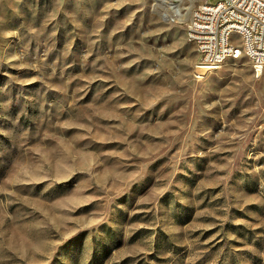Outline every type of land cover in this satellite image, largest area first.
I'll return each instance as SVG.
<instances>
[{"label": "rangeland", "instance_id": "374dc122", "mask_svg": "<svg viewBox=\"0 0 264 264\" xmlns=\"http://www.w3.org/2000/svg\"><path fill=\"white\" fill-rule=\"evenodd\" d=\"M171 1L0 0V264H264V72Z\"/></svg>", "mask_w": 264, "mask_h": 264}, {"label": "built area", "instance_id": "2783aa9c", "mask_svg": "<svg viewBox=\"0 0 264 264\" xmlns=\"http://www.w3.org/2000/svg\"><path fill=\"white\" fill-rule=\"evenodd\" d=\"M196 3L185 31L186 40L196 48L193 77L202 80L219 69L218 57H246L253 75L264 72V0H194ZM248 22L247 30L240 23ZM236 35L239 45L230 40Z\"/></svg>", "mask_w": 264, "mask_h": 264}, {"label": "bare ground", "instance_id": "6f19581e", "mask_svg": "<svg viewBox=\"0 0 264 264\" xmlns=\"http://www.w3.org/2000/svg\"><path fill=\"white\" fill-rule=\"evenodd\" d=\"M179 2H181V0H172L171 3H167L166 7H167V10L174 17H176L178 19H183L185 17V13H182V10L185 8H182L179 5ZM247 29H248V22H241L240 23V30H247ZM186 31H187V29H186ZM195 50H196V48H195ZM228 60H237V58L234 55H227L224 57H218L217 67H221Z\"/></svg>", "mask_w": 264, "mask_h": 264}]
</instances>
